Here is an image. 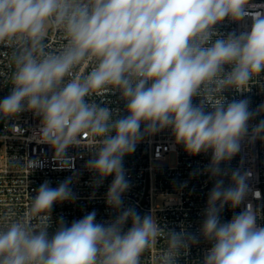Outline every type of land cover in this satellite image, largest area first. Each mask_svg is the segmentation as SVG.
<instances>
[{
    "label": "clouds",
    "instance_id": "obj_1",
    "mask_svg": "<svg viewBox=\"0 0 264 264\" xmlns=\"http://www.w3.org/2000/svg\"><path fill=\"white\" fill-rule=\"evenodd\" d=\"M53 32L58 51L48 48ZM0 48L13 69L0 118L30 113L33 141L49 146L61 170L84 133L97 138L85 167L93 188L112 177L105 203L114 213L98 221L93 210L71 223L61 216L50 233L53 206L77 196L74 175L56 187L45 180L23 216L0 225V264H142L159 239L157 264H180L202 242L198 264H264L262 208L252 203L261 193L244 166L254 160L246 147L264 143V103L252 108L243 95L264 73V0H0ZM85 64L90 70L75 75ZM107 93L122 110L91 99ZM164 131L188 155L210 153L190 173L213 181L195 231L125 204L124 158ZM226 207L240 211L226 220Z\"/></svg>",
    "mask_w": 264,
    "mask_h": 264
},
{
    "label": "built area",
    "instance_id": "obj_2",
    "mask_svg": "<svg viewBox=\"0 0 264 264\" xmlns=\"http://www.w3.org/2000/svg\"><path fill=\"white\" fill-rule=\"evenodd\" d=\"M232 26H226L221 31H228ZM48 48L58 51L63 41L56 33H51L47 39ZM10 52L0 48V53ZM7 56L0 54V98L7 95L11 87V72ZM90 70L85 64L74 70L75 75L85 74ZM243 94L251 99L252 108L264 103V73L250 82ZM229 99L240 98V94L228 92ZM91 99L103 100L113 108L123 109V103L118 95L107 93L103 96H93ZM99 102V101H98ZM15 125L14 127L11 125ZM38 124L30 113L7 119L0 118V225L8 224L22 217L30 203L31 196L45 180L56 187L69 176H75L72 189L77 199L74 202L58 203L52 209V227L54 232L56 221L63 216L69 223L82 218L86 213L95 210L97 220L104 221L113 217V210L105 203V195L111 183L109 176L104 183L93 188L92 173L85 167L86 161L98 145L97 138L87 133L80 137L77 147L68 149L71 158L70 167L61 170L55 162L53 151L48 145L33 141L32 133ZM247 156L254 157L245 167H251L255 174L254 186L261 193L259 200H252L254 205L261 206L258 221L264 224V143L257 141L254 147H246ZM171 156L174 157L171 162ZM39 158L44 162L41 168L32 169L27 166L30 158ZM209 154L191 156L185 153L182 146L174 145V140L168 131L141 142L134 153L124 158L131 183L130 190L125 194L126 205H134L141 214L152 213L162 225L175 227L183 224L190 231H195L201 221V213L206 205L207 194L213 186V181L207 175L190 176L196 169H203L209 162ZM241 157L238 155L231 161L236 167ZM187 182L186 187L181 185ZM233 211L225 209L224 219H230ZM178 230V229H177ZM208 245L201 243L192 249L191 255L182 258L180 264H198L201 252ZM165 247V241L159 239L157 243L142 256V264H157V258Z\"/></svg>",
    "mask_w": 264,
    "mask_h": 264
},
{
    "label": "rangeland",
    "instance_id": "obj_3",
    "mask_svg": "<svg viewBox=\"0 0 264 264\" xmlns=\"http://www.w3.org/2000/svg\"><path fill=\"white\" fill-rule=\"evenodd\" d=\"M173 160H174V157H173V156H171V160H170V161H171V162H173Z\"/></svg>",
    "mask_w": 264,
    "mask_h": 264
}]
</instances>
